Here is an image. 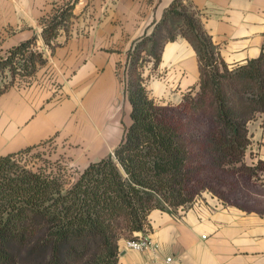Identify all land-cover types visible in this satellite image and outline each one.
<instances>
[{
  "label": "trees",
  "instance_id": "trees-1",
  "mask_svg": "<svg viewBox=\"0 0 264 264\" xmlns=\"http://www.w3.org/2000/svg\"><path fill=\"white\" fill-rule=\"evenodd\" d=\"M72 7L67 2L44 20L42 34L51 47L60 43ZM179 36L197 52L200 82L173 103L151 95L144 68L147 61L156 68L164 44ZM33 40L0 55V72L9 67L32 73L35 62L18 59L29 52L36 61L43 54L30 48ZM126 70L131 123L112 152L90 161L76 177L59 161L31 165L26 156L41 143L0 153V264H117L121 240L145 230L153 209L192 204L204 191L231 203L217 179L226 183L214 173L264 182V159H246L249 122L264 115V47L257 57L230 67L192 5L174 0L129 49Z\"/></svg>",
  "mask_w": 264,
  "mask_h": 264
},
{
  "label": "crops",
  "instance_id": "crops-1",
  "mask_svg": "<svg viewBox=\"0 0 264 264\" xmlns=\"http://www.w3.org/2000/svg\"><path fill=\"white\" fill-rule=\"evenodd\" d=\"M174 0H0V55L36 36L47 58L29 85L0 93V153L18 151L78 127L90 159L109 154L131 123V103L121 83L128 51L149 34ZM197 11L221 58L229 65L257 57L264 47V0H186ZM70 2L67 29L52 47L44 40V20ZM148 89L153 96L180 101L200 80L199 59L184 37L168 41ZM157 74V75H158ZM154 88V89H153ZM264 117V116H263ZM264 121V120H263ZM264 123V122H262ZM254 124V122H253ZM251 127L246 159H264V128ZM264 185L263 183H259ZM147 230L158 250H137L121 240L117 264H264V210L225 203L204 192L192 204L149 214Z\"/></svg>",
  "mask_w": 264,
  "mask_h": 264
},
{
  "label": "rangeland",
  "instance_id": "rangeland-1",
  "mask_svg": "<svg viewBox=\"0 0 264 264\" xmlns=\"http://www.w3.org/2000/svg\"><path fill=\"white\" fill-rule=\"evenodd\" d=\"M62 5H60L59 7H61ZM58 9L59 8H57L56 11ZM164 39L165 37H163L161 40L164 41ZM30 48L39 49L37 40H33V43ZM143 54L147 58L148 56L147 53L143 52ZM28 55H29V52L26 53V56L24 58L22 55H20L21 57L18 60L23 62V64H29L30 66L33 64V62H35V70L32 73H26L27 71H25V69H20L19 71L18 70L13 71V70H10L8 67L4 72H0V88H4L5 86L11 87L12 85L25 86V85H29L31 82H33L36 79L35 78L36 72L41 69L43 64L46 62L47 58L44 57V54H42L36 57L35 59L36 61H33L28 58ZM41 57L45 58L46 60L44 62H41ZM27 58L29 60H27ZM148 65H149V62L147 61L145 68H144L145 71H147ZM229 66L232 67L233 65L232 66L229 65ZM126 67H127V63H126V66L119 64V71L123 72L125 70L124 75L122 76H126V79H127L126 83H124L122 81V76H121V83L124 89H126L128 78H129V76L127 75ZM152 71L150 73V76H146L147 79L145 81L147 86L151 82L149 85L150 87H153V83L155 84L157 82L156 78L160 76V74H158L157 71H154V72ZM194 86L197 88L199 86V83ZM150 90L151 89H149V91ZM171 101L173 103L180 102V101H175L172 99ZM80 110L81 109L79 107L76 108L74 110V115L71 117L72 121H76L75 128L73 130L63 133V134L58 133L54 137L41 142L39 146L35 147L26 156L28 161H30L31 165L33 164H36L37 166L45 165L46 164L45 160L59 161L61 164L67 166L66 169H67V172L70 178L76 177L78 175V171L82 170L85 167L86 161L90 159L89 154H91V149L87 147L85 143L87 141V138L85 137L86 134L82 129H80V127H78V122L81 117L79 114ZM174 110H175L176 115H178L181 118L182 115L180 114V112L177 110L176 107H174ZM263 116L264 115L262 114H258L255 119L251 120L250 121L251 127L255 125L256 128L258 127L261 129L264 128V123H262L264 122ZM210 125H212V122H210ZM113 149L114 148L109 149V153L112 152ZM214 175H217V176L219 175L220 178L224 180V183H226L225 185H223V182L217 179L218 186L220 188H224L225 190H228L227 195L230 196L232 200L231 203L236 202L246 207L264 210V185L253 184L251 182H247L245 181L246 179L244 177H240L238 175H235L229 172L219 171V173L216 172L214 173ZM232 188H236L237 190H239L238 195L229 193L231 192ZM204 192L210 193V191H204ZM204 192L202 193V196ZM239 197L241 199H238ZM170 207L173 208L172 206ZM173 209H176V208H173Z\"/></svg>",
  "mask_w": 264,
  "mask_h": 264
},
{
  "label": "built area",
  "instance_id": "built-area-1",
  "mask_svg": "<svg viewBox=\"0 0 264 264\" xmlns=\"http://www.w3.org/2000/svg\"><path fill=\"white\" fill-rule=\"evenodd\" d=\"M122 81L126 83L127 81L126 76H122ZM133 234L134 237L127 240L128 248L137 249V250H152V251L158 250L159 245L152 241L151 235L148 232L147 228L142 231H135ZM173 259H174L173 256H167L165 258V261L168 264H171L173 262ZM153 264H160V263L156 262Z\"/></svg>",
  "mask_w": 264,
  "mask_h": 264
}]
</instances>
